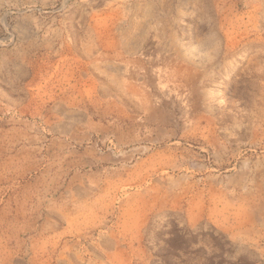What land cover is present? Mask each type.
Listing matches in <instances>:
<instances>
[{"label":"rangeland","instance_id":"374dc122","mask_svg":"<svg viewBox=\"0 0 264 264\" xmlns=\"http://www.w3.org/2000/svg\"><path fill=\"white\" fill-rule=\"evenodd\" d=\"M0 264H264V0H0Z\"/></svg>","mask_w":264,"mask_h":264},{"label":"crops","instance_id":"0c3cea01","mask_svg":"<svg viewBox=\"0 0 264 264\" xmlns=\"http://www.w3.org/2000/svg\"><path fill=\"white\" fill-rule=\"evenodd\" d=\"M45 12H47V11H45ZM29 17L30 18H29V20H27V22L29 23V26H30L31 30H33V32H35V34H36V31H35V28L37 26L36 22H35L36 15L35 16H29ZM25 59L26 58L23 55H18L13 60H14V63H19L20 65L26 66L27 68H29V70L34 69V59L31 57V52L29 53V57L27 58L28 59V63L27 64L25 63ZM32 79H34V74L32 75V71L31 72L29 71V77H28L29 82Z\"/></svg>","mask_w":264,"mask_h":264},{"label":"bare ground","instance_id":"6f19581e","mask_svg":"<svg viewBox=\"0 0 264 264\" xmlns=\"http://www.w3.org/2000/svg\"><path fill=\"white\" fill-rule=\"evenodd\" d=\"M161 118H163V117H161Z\"/></svg>","mask_w":264,"mask_h":264}]
</instances>
